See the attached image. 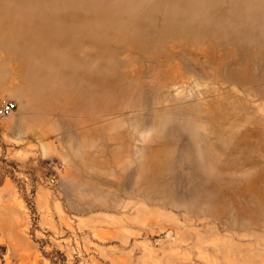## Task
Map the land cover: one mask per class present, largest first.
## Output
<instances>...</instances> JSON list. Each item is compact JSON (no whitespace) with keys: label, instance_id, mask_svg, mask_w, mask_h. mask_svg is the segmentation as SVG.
I'll use <instances>...</instances> for the list:
<instances>
[{"label":"rangeland","instance_id":"rangeland-1","mask_svg":"<svg viewBox=\"0 0 264 264\" xmlns=\"http://www.w3.org/2000/svg\"><path fill=\"white\" fill-rule=\"evenodd\" d=\"M7 1L0 264H264V0Z\"/></svg>","mask_w":264,"mask_h":264},{"label":"built area","instance_id":"built-area-1","mask_svg":"<svg viewBox=\"0 0 264 264\" xmlns=\"http://www.w3.org/2000/svg\"><path fill=\"white\" fill-rule=\"evenodd\" d=\"M17 109H18L17 102L8 99H3L0 102V117L11 116Z\"/></svg>","mask_w":264,"mask_h":264},{"label":"bare ground","instance_id":"bare-ground-1","mask_svg":"<svg viewBox=\"0 0 264 264\" xmlns=\"http://www.w3.org/2000/svg\"><path fill=\"white\" fill-rule=\"evenodd\" d=\"M4 1V0H3ZM13 1H15V0H8L6 3H8V4H10L11 3V5H14V3H13ZM65 1V0H64ZM67 5H71V4H73V2L72 1H66L65 2ZM145 30H149V27L148 26H146L145 27ZM154 34V33H153ZM155 35V34H154ZM179 48V47H178ZM202 53V52H201ZM175 74V73H174ZM40 130V129H39ZM210 212H212V214H213V216H216V218L218 219V216H219V213L216 211V209H214V207L211 209V211ZM199 211H197V214L199 215Z\"/></svg>","mask_w":264,"mask_h":264}]
</instances>
